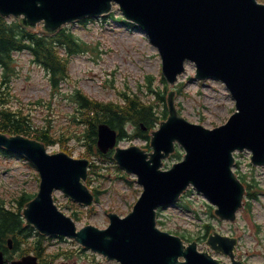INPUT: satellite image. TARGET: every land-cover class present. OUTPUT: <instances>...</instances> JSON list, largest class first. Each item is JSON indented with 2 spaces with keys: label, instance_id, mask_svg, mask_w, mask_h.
Here are the masks:
<instances>
[{
  "label": "water",
  "instance_id": "1",
  "mask_svg": "<svg viewBox=\"0 0 264 264\" xmlns=\"http://www.w3.org/2000/svg\"><path fill=\"white\" fill-rule=\"evenodd\" d=\"M113 3L157 47L162 72L170 82L184 71L185 61H192L198 78H214L226 85L235 100L236 111L224 124L207 129L178 117L169 97L170 116L153 134L154 152L149 154L150 158L135 147L115 154L122 168L136 174L144 191L131 213L122 219L111 215L104 230L87 226L75 231L71 219L57 210L51 197L54 189H61L72 199L90 202L81 181L86 175L85 161L72 160L63 154L48 155L44 146L34 139L0 133V146L25 156L39 172V192L27 203L23 215L40 232L69 235L120 264H224L207 252H197L194 244L184 247L178 237L156 229L155 208L174 201L192 185L216 206L217 216L232 219L246 192L232 172V153L249 149L252 162L264 165V3L259 0H0V13L22 16L31 28L42 22L43 32L49 34L66 22L105 13ZM99 131L100 136L108 137L100 146L111 147L114 133L106 126H101ZM175 141L184 149V158L171 169L161 171V159L172 151ZM234 242L214 235L207 244L232 257ZM1 260L0 255V264Z\"/></svg>",
  "mask_w": 264,
  "mask_h": 264
},
{
  "label": "rangeland",
  "instance_id": "2",
  "mask_svg": "<svg viewBox=\"0 0 264 264\" xmlns=\"http://www.w3.org/2000/svg\"><path fill=\"white\" fill-rule=\"evenodd\" d=\"M105 22L107 25L103 22L91 21L85 26L74 23L69 27L80 39L88 41L90 47H94V51L79 52L71 56L68 76L59 83V91L56 92L50 89L48 73L45 69L33 63L28 53L15 52L12 69L6 78V82L9 83L7 105L23 110L32 118L36 126L48 124L53 130L69 131L75 129L71 118L73 113L75 114L77 104L70 98L75 87H80L96 100L104 101L114 99L120 89L145 90L146 75L157 74L160 67L161 61L159 55H156L158 53L156 47L137 29L120 26L114 20L110 23ZM185 66V71L178 77V80L186 81L180 86L181 92H185V95L178 96L177 100L182 113L187 119L208 127L224 122L234 102L223 84L215 80L194 81L189 76L194 71V63H186ZM1 72L0 68V75ZM153 85H156V80L153 81ZM73 136L67 142L74 153L79 154L85 149L84 142L77 138L75 133ZM249 155V152L236 154V159L246 162L249 161ZM100 163L103 165L100 169L102 175L96 176L94 182H103L105 186L110 187V190L103 194L96 204L93 216L82 213L83 220H79V224L77 222L78 227L90 222L101 226L106 221L102 209L105 211L116 209L118 212H123L132 202L131 197L124 194L125 185L115 179L116 173L114 168L110 167L111 164ZM255 168L253 171L244 168L243 165L240 169L236 168L238 172L249 173L258 181L253 183L252 180H248L253 185L252 189L257 192V197L251 199L250 212L243 208L238 212L234 222L210 218L206 213V200L192 189V192L183 198L188 208L181 209L175 205L162 210V215H165L160 218L162 227L185 233L186 238L196 240L202 247V240L198 241L197 236L202 234L201 228L204 222H211L214 230L238 236L237 251L242 253L245 264H264V190H257L255 187L256 185L264 189V167L255 166ZM240 179L242 180L241 177ZM34 188H37L34 172L25 160L17 156L7 157L0 153V197L8 202L18 192ZM57 195L61 196V193ZM59 201L67 204L65 200ZM67 205L68 211L77 208L72 203ZM253 223H257L258 228ZM55 248L50 247L48 251H53ZM60 260L57 259L54 264H59ZM68 261L70 264L74 262L95 264V261L90 263L91 260L84 253L81 256L78 253L71 254ZM102 264L116 263L110 261Z\"/></svg>",
  "mask_w": 264,
  "mask_h": 264
},
{
  "label": "trees",
  "instance_id": "3",
  "mask_svg": "<svg viewBox=\"0 0 264 264\" xmlns=\"http://www.w3.org/2000/svg\"><path fill=\"white\" fill-rule=\"evenodd\" d=\"M110 14L108 18H113ZM106 18V17H105ZM124 22L122 18H119ZM78 38L70 31L61 29L51 36L40 35L37 32H30L28 28L16 20H7L0 16V66L9 68L13 62V52L27 51L31 54L33 61L41 64L50 73L51 85L55 86L57 77L65 73L67 59L60 54V47L64 53L71 54L77 50L85 49L86 44L77 41ZM65 55V56H66ZM5 75V73H4ZM5 84V83H4ZM3 84L0 85V103L6 100V91ZM78 105L86 109L88 118V129L86 135L95 144L97 123L105 122L112 128H116L119 134H123V124L126 120H131L141 131L142 135L147 136V131H142L140 125L146 128L153 126L152 109L139 105L136 101L130 100L124 109L113 110L109 106H103L100 102H94L85 97L79 90L76 92ZM0 130L9 134H19L33 136L48 143L49 132L46 130L33 129L30 122L22 115L1 109L0 111ZM1 152L8 154L4 149ZM250 183L248 188L252 189ZM250 196L257 197L256 190L249 191ZM32 198V197H31ZM29 196H21L18 204L29 200ZM21 215L5 211L0 204V248L6 249V242L9 235L12 236L14 246L18 240H23L30 236L31 227H26L21 221Z\"/></svg>",
  "mask_w": 264,
  "mask_h": 264
},
{
  "label": "bare ground",
  "instance_id": "4",
  "mask_svg": "<svg viewBox=\"0 0 264 264\" xmlns=\"http://www.w3.org/2000/svg\"><path fill=\"white\" fill-rule=\"evenodd\" d=\"M259 1L262 2L263 0H259ZM236 178H237V180H238V181H239V182L245 187V185H244V183L242 182V180L240 179V177L236 175ZM245 193H246V192H245Z\"/></svg>",
  "mask_w": 264,
  "mask_h": 264
}]
</instances>
